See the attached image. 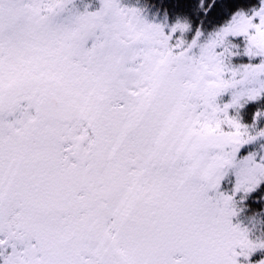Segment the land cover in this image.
I'll use <instances>...</instances> for the list:
<instances>
[{
	"label": "snow or ice",
	"instance_id": "snow-or-ice-1",
	"mask_svg": "<svg viewBox=\"0 0 264 264\" xmlns=\"http://www.w3.org/2000/svg\"><path fill=\"white\" fill-rule=\"evenodd\" d=\"M0 264H264V0H0Z\"/></svg>",
	"mask_w": 264,
	"mask_h": 264
}]
</instances>
